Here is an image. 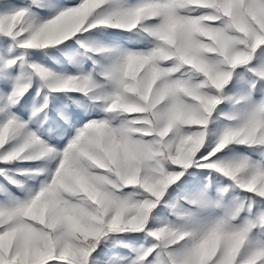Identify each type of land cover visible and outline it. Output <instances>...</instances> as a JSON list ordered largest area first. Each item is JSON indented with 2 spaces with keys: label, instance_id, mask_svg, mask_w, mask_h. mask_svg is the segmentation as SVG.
<instances>
[{
  "label": "snow or ice",
  "instance_id": "snow-or-ice-1",
  "mask_svg": "<svg viewBox=\"0 0 264 264\" xmlns=\"http://www.w3.org/2000/svg\"><path fill=\"white\" fill-rule=\"evenodd\" d=\"M0 264H264V0H0Z\"/></svg>",
  "mask_w": 264,
  "mask_h": 264
},
{
  "label": "rangeland",
  "instance_id": "rangeland-1",
  "mask_svg": "<svg viewBox=\"0 0 264 264\" xmlns=\"http://www.w3.org/2000/svg\"><path fill=\"white\" fill-rule=\"evenodd\" d=\"M109 43H112L109 42ZM60 96V99L59 100H56L54 102V104L52 106H50V110H49V116L51 118H55L56 116V108L62 103V102H65L67 101V97H65L63 94H58ZM68 103H70V101H67ZM72 108H75L76 106L75 105H71ZM25 119H27V114L25 115Z\"/></svg>",
  "mask_w": 264,
  "mask_h": 264
},
{
  "label": "bare ground",
  "instance_id": "bare-ground-1",
  "mask_svg": "<svg viewBox=\"0 0 264 264\" xmlns=\"http://www.w3.org/2000/svg\"><path fill=\"white\" fill-rule=\"evenodd\" d=\"M125 35H127V33H125ZM103 42H104V43H109V42H111V41H107V40H106V41H103Z\"/></svg>",
  "mask_w": 264,
  "mask_h": 264
}]
</instances>
